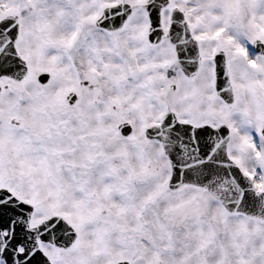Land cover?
I'll return each instance as SVG.
<instances>
[{
    "label": "snow or ice",
    "instance_id": "6c2138e0",
    "mask_svg": "<svg viewBox=\"0 0 264 264\" xmlns=\"http://www.w3.org/2000/svg\"><path fill=\"white\" fill-rule=\"evenodd\" d=\"M0 264H264V0H0Z\"/></svg>",
    "mask_w": 264,
    "mask_h": 264
}]
</instances>
